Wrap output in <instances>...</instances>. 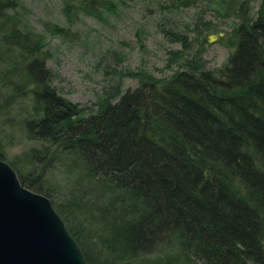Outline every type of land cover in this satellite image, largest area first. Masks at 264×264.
<instances>
[{
  "label": "trees",
  "instance_id": "1",
  "mask_svg": "<svg viewBox=\"0 0 264 264\" xmlns=\"http://www.w3.org/2000/svg\"><path fill=\"white\" fill-rule=\"evenodd\" d=\"M63 1L67 24L115 7ZM223 4L239 20L224 65L181 58L162 80L140 70L85 114L46 69V35L67 29L35 32L19 0H0V102L27 100L21 128L44 144L6 162L5 125L0 160L50 200L86 264H264V2L255 18L246 0Z\"/></svg>",
  "mask_w": 264,
  "mask_h": 264
},
{
  "label": "rangeland",
  "instance_id": "2",
  "mask_svg": "<svg viewBox=\"0 0 264 264\" xmlns=\"http://www.w3.org/2000/svg\"><path fill=\"white\" fill-rule=\"evenodd\" d=\"M19 1L21 18L33 31L43 33L44 23L67 29L65 35H46V69L56 93L85 114L96 111L103 98L135 88L140 70L162 80L179 70L182 59L220 68L233 51L232 31L239 23L237 14L225 11V0H112L111 12L102 10L99 18L77 13L69 24L63 0ZM246 1L255 18L264 0ZM209 36L216 38L209 42ZM3 103L0 128L11 125L12 134L2 142L12 144L3 146L1 157L12 162L44 144L27 141L21 128L27 100ZM57 175L54 171L53 179L59 181Z\"/></svg>",
  "mask_w": 264,
  "mask_h": 264
},
{
  "label": "water",
  "instance_id": "3",
  "mask_svg": "<svg viewBox=\"0 0 264 264\" xmlns=\"http://www.w3.org/2000/svg\"><path fill=\"white\" fill-rule=\"evenodd\" d=\"M0 264H86L50 200L22 187L1 160Z\"/></svg>",
  "mask_w": 264,
  "mask_h": 264
}]
</instances>
